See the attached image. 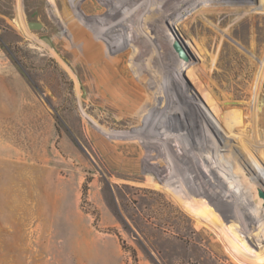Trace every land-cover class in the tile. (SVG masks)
I'll use <instances>...</instances> for the list:
<instances>
[{"label":"rangeland","instance_id":"rangeland-1","mask_svg":"<svg viewBox=\"0 0 264 264\" xmlns=\"http://www.w3.org/2000/svg\"><path fill=\"white\" fill-rule=\"evenodd\" d=\"M153 2L156 19L132 22L142 28L129 37L130 24L101 19L104 0H0V264H264V0ZM109 39L131 55L139 40L150 43L144 66L160 51L168 57L164 74L140 71L156 97L146 111L174 107L156 119L181 136L164 160L183 166L185 148L189 162L170 187L190 207L209 204L215 222L197 225L167 174L149 180L143 155L142 177L126 171L145 151L143 126L126 127L120 115L145 108L126 94L128 105L107 114ZM195 157L224 182L204 185L211 196L198 194L206 180Z\"/></svg>","mask_w":264,"mask_h":264},{"label":"bare ground","instance_id":"bare-ground-1","mask_svg":"<svg viewBox=\"0 0 264 264\" xmlns=\"http://www.w3.org/2000/svg\"><path fill=\"white\" fill-rule=\"evenodd\" d=\"M153 1L154 0H104V16H102L101 19L106 20V21L110 20V22H113V20L115 18H119V20H117L119 27H121V26L124 27V26L130 24L128 26V28H130V29L126 32H127L129 37H132L138 32L139 27L142 28V25H139L137 27L135 24H134V26L132 25V27H130L132 22L136 23V22L141 21L143 18L142 17L143 15H144V19H143L144 21L143 22L150 19L151 20L150 23H152L154 21V19H156L157 16L155 17V14H156L157 10H156V8L150 7V5H152V3H154ZM165 1L175 2L174 6L180 7V6L188 4L189 2L194 1V0H161V3L164 4ZM117 2H121V4L123 6L119 10V12L117 14H115V16H114V15H112L115 12L113 5H115V3H117ZM152 7H154V6L152 5ZM115 8H116V5H115ZM146 13H148V15H145ZM65 15L66 14L63 13V17ZM163 15L161 14L159 18L166 19L167 16H169L170 14L165 13ZM66 17L69 19L68 15H66ZM204 19L207 20V17H204ZM110 22H109V24H110ZM87 27H89V29L90 28L92 29V28L96 27V24L95 25L92 24V25H89ZM98 29L101 31V33L107 34V33L111 32L112 27L104 26V28H98ZM112 31H114V30H112ZM72 33L76 37V36H78V34H81V29L79 28L77 31L73 30ZM120 35L121 34H119V36ZM121 38H122V35H121ZM139 43L141 44V48L138 47L137 54L135 53L134 55H131L130 52H124L122 50H118L116 48L118 46L116 44L115 39L114 40L109 39L107 42L104 41V46H105V44L107 45L106 47H104V63H103V59H101V62L104 64V102L106 104L107 114H109V115L113 114L114 115L115 109L122 107V105H125V106L128 105L129 100L127 97H124V96H126V94L127 95L130 94L132 97L135 98L137 105L139 104L140 107L145 108L144 112H142V111L123 112L120 115L121 121H123V123H124L123 125H125L126 127L132 126V124L130 122H128V120H134L139 126H143L142 132L140 133L141 135H139L137 137V142L140 144L138 146H141L143 148V150L145 148L144 153H142L140 151L139 157H138L139 160L138 159L137 160L131 159L132 158L131 156H130L131 158H129V156H125L124 153H122V156H120V157H122L121 160L126 161V157H128L130 159V163L125 164V167L128 168L126 171L130 172L129 175H131L132 177L138 178V177H142L141 175L138 174V168H139L138 162L141 160L140 158L143 155L144 160L147 162L145 169H147L150 173H152V175L149 176V178H150L149 180L150 181L153 180L155 182V179L153 177L154 174H156L157 176H163V175L167 174V176H166L167 181L165 180L167 183L166 184L164 183V184L166 187L169 188V193L172 192V195L174 196L173 199L177 198V201H179L180 203H182V205H184V208L186 209V211L188 213H190L191 215H194L195 218L196 217L198 218V219H195L197 222V223L196 222L195 223L197 225L200 226L202 224V221H203L202 218L208 219V220H210V222L211 221L215 222V220H217L218 218H217L215 212L212 213V209L209 206V204L208 205H202L201 204L195 208L190 207L189 204L187 203V201H184L182 199V196H183V194L181 195L182 192L180 191V194H179L178 193L179 190H178V192H176L175 189L170 187L173 184L174 178H178L179 180L183 179L184 175H182L183 176L182 178L180 175L185 173L186 168L184 167L185 166L184 162L185 161L189 162L186 158V155L188 156V154L186 153L185 148H184L183 152H180L183 156V159L185 160L183 162V166H182V163H181V165H178V163L175 164L172 162L170 164V166H168L169 163L166 164V162L164 160V156H165L164 153L168 150H171L170 149L171 148V141H176V140L181 141V136H179L172 127L167 128L169 126L159 125L160 121H156V119L159 118L161 120V122L162 121L166 122L167 119L163 120L162 116H164V114L167 115V113H170V114L173 113L172 111H173L174 107L170 108L171 112H165V111L162 112L163 110H161V113H158V111H156V110H151V111L147 112L146 110H148L150 105L154 104L156 101V99H155L156 97L154 94L155 92L152 90L153 88H152L151 84H149L148 82H145V80L140 79V75H142V73L140 71L144 70V69H147L148 71H150V72L146 71L147 74L148 73L152 74L153 71H155V72L159 71L160 73L164 74V70L166 69V66L163 65L164 64L163 61L168 59V57L164 54L163 51H160L158 53V58H157L159 62H156V61L147 62V64L144 66L140 63L141 62L140 60L142 59V57L145 54H147V53L151 54L153 52L154 48L152 46H150V43H148L147 41L142 42L139 40ZM135 46H136V43H135ZM142 68H144V69H142ZM122 80H123V82H122ZM262 98L264 99V97H262V93H261L259 104H258V112H260V113L263 112V107H264V100H262ZM145 112H147V113H145ZM181 112L185 113L184 110ZM174 116L175 115H173V117ZM230 117H232V120H234V119H236V114H231ZM165 118H167V117H165ZM154 119H155V121H154ZM173 119L175 120V118H173ZM150 121H152V122H150ZM260 124H261V122H260ZM261 126L259 128V131H260L261 137H263L264 136V134H263L264 129ZM180 141H179V143H180ZM133 147H134L133 151H136L137 150L136 146H133ZM109 151L112 153L111 148L109 149ZM115 158L117 159L118 156H116ZM204 159H205V161H207L208 158L203 157V160ZM199 161H198L197 157H195V160L194 161L192 160V162H191L195 166V168L200 170V172L201 171L203 172L202 174L204 175V179L206 180V183L203 181H200L201 183L198 184L200 187L198 189V194H201L202 196H204V195L211 196V194L207 192V191L210 192V189L206 190V187L204 185H206L208 182L210 184V187L220 188V187L224 186V182H222V179L220 180V179L216 178V175H214V172H215V169H213L214 166H212L209 169V171H210L209 173H211V177H209V175H207L208 173L206 174L202 170V168L199 167L200 166ZM160 162H161V164L163 163V165L158 166V164ZM107 169L112 170L110 167H108ZM197 169H195V171ZM126 171H124L123 173L124 174L127 173ZM123 173H121V174H123ZM185 178H187L186 175H185ZM213 178H214V180H213ZM196 180L199 181V179H196ZM189 181H190L189 178H187V182H189ZM156 185L159 187L160 184L156 183ZM161 187H162V185H161ZM166 187H165V190L168 189ZM202 187H204L203 191L201 190ZM185 188H187V187H185ZM193 190L195 193V191H197V188H193ZM220 191L222 193V189ZM222 195H223V197H225L226 193L222 194ZM186 196H184V197H186ZM229 226H231V225H229ZM196 227H198V226H196ZM195 254H196V252H195Z\"/></svg>","mask_w":264,"mask_h":264},{"label":"water","instance_id":"water-1","mask_svg":"<svg viewBox=\"0 0 264 264\" xmlns=\"http://www.w3.org/2000/svg\"><path fill=\"white\" fill-rule=\"evenodd\" d=\"M28 26H29L31 29H38V30H39V29L42 28V24L39 23V22H28ZM175 47H176V49H177L179 55H180L181 57H184V54H183V52L181 51V49H180L177 45H175ZM262 97H264V94L262 95ZM262 100H264V99L262 98ZM262 104H263V103H262Z\"/></svg>","mask_w":264,"mask_h":264}]
</instances>
